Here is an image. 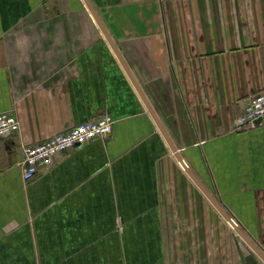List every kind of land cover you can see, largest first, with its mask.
Instances as JSON below:
<instances>
[{
  "label": "crops",
  "instance_id": "obj_1",
  "mask_svg": "<svg viewBox=\"0 0 264 264\" xmlns=\"http://www.w3.org/2000/svg\"><path fill=\"white\" fill-rule=\"evenodd\" d=\"M90 2L188 168L263 223L264 120L234 121L264 89V0ZM1 112L19 126L0 137V264L215 263L226 220L84 0H0ZM105 114L108 134L23 178L24 146Z\"/></svg>",
  "mask_w": 264,
  "mask_h": 264
},
{
  "label": "built area",
  "instance_id": "obj_2",
  "mask_svg": "<svg viewBox=\"0 0 264 264\" xmlns=\"http://www.w3.org/2000/svg\"><path fill=\"white\" fill-rule=\"evenodd\" d=\"M257 119L264 120V89L253 93L248 98L241 113L235 118L234 125L237 128L247 127L258 122ZM112 124L111 116L105 114L95 120L73 125L68 130L56 133L37 143L24 146L23 178L31 179L40 166L51 162L57 152L108 134L112 129ZM18 126L19 122L14 114L0 113V137L17 130Z\"/></svg>",
  "mask_w": 264,
  "mask_h": 264
},
{
  "label": "rangeland",
  "instance_id": "obj_3",
  "mask_svg": "<svg viewBox=\"0 0 264 264\" xmlns=\"http://www.w3.org/2000/svg\"><path fill=\"white\" fill-rule=\"evenodd\" d=\"M264 222L257 225L244 224L255 241L264 249ZM217 230L216 261L214 264H264L250 246L235 232L227 221L216 218ZM224 261V262H223ZM223 262V263H222Z\"/></svg>",
  "mask_w": 264,
  "mask_h": 264
},
{
  "label": "water",
  "instance_id": "obj_4",
  "mask_svg": "<svg viewBox=\"0 0 264 264\" xmlns=\"http://www.w3.org/2000/svg\"><path fill=\"white\" fill-rule=\"evenodd\" d=\"M85 4L87 5L92 17L94 18V20L96 21L97 25L100 27L101 31L103 32L104 36L106 37V39L108 40L109 44L111 45L112 49L114 50V52L116 53V55L118 56L120 62L122 63L123 67L125 68V70L127 71V73L129 74V76L131 77V79L133 80V83L135 84L137 90L139 91L142 99L145 102L146 107L149 109L150 113L152 114V116L154 117L158 127L160 128V130L162 131V133L164 134L165 138L167 139L171 149L174 151L175 156L177 158V160L179 161V163L181 164V166L184 168V170L186 171V173L191 177V179L199 186V188L202 190V192L207 196V198L212 202V204L216 207V209L218 210V212L223 216V218L229 223V225L235 230V232L250 246V248L258 255V257L264 262V249L255 241V239L249 235L240 225L237 221H235L233 219V217L226 211V209L217 201V199L210 193V191L201 183V181L192 173V171L188 168V166L186 165V163L183 161V159L180 157V155L177 153V151H175V147L172 144L170 138L168 137V135L166 134L163 126L161 125L157 115L155 114L153 108L151 107V105L148 103V101L146 100L145 96L143 95V93L140 91L137 83L134 81L132 75L129 72V69L125 63V61L123 60L122 56L120 55V53L118 52L115 44L113 43L109 33L107 32L105 26L103 25L100 17L98 16L95 8L93 7V5L91 4L90 0H84ZM256 121H259V119H257Z\"/></svg>",
  "mask_w": 264,
  "mask_h": 264
},
{
  "label": "bare ground",
  "instance_id": "obj_5",
  "mask_svg": "<svg viewBox=\"0 0 264 264\" xmlns=\"http://www.w3.org/2000/svg\"><path fill=\"white\" fill-rule=\"evenodd\" d=\"M229 224V223H228Z\"/></svg>",
  "mask_w": 264,
  "mask_h": 264
}]
</instances>
